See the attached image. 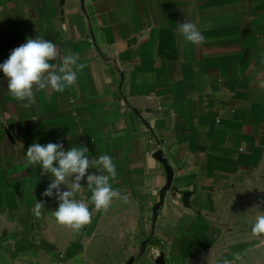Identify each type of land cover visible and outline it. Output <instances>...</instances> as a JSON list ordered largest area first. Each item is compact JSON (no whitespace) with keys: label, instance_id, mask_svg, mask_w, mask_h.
Instances as JSON below:
<instances>
[{"label":"crops","instance_id":"0c3cea01","mask_svg":"<svg viewBox=\"0 0 264 264\" xmlns=\"http://www.w3.org/2000/svg\"><path fill=\"white\" fill-rule=\"evenodd\" d=\"M184 19L204 44L177 36ZM37 36L87 67L30 108L0 72V264H264L251 233L264 213V0H0V63ZM34 142L111 155L128 202L95 212L85 179L75 198L92 222L59 225L50 174L25 164Z\"/></svg>","mask_w":264,"mask_h":264},{"label":"clouds","instance_id":"9594fccd","mask_svg":"<svg viewBox=\"0 0 264 264\" xmlns=\"http://www.w3.org/2000/svg\"><path fill=\"white\" fill-rule=\"evenodd\" d=\"M176 32L178 37L194 46L202 45L206 40L197 24L185 19L177 23ZM79 61V53L69 51L61 55L56 43L41 36L29 37L26 43L14 48L8 58L0 63V72L7 81V90L11 97L21 102L23 108H30L36 102V92L50 89L63 93L74 86L79 74L87 67ZM18 145L23 147L22 144ZM88 152V148L83 145L64 150L61 142H34L26 152V166H39L42 176L50 174L52 178L43 196H55L58 207L52 215L56 222L74 233H79L92 222L93 213L89 209V203L75 198L77 193L84 190L81 182L85 179L87 189L91 192L90 203L95 212H107L116 199L123 203L128 202L127 194L113 188L112 181L118 173L112 156L100 154L98 158L90 159ZM90 168L98 169L99 174L89 172ZM61 185L66 186V190H62ZM260 205H264V200L253 207ZM44 208L42 201H36L32 209L33 215L42 218ZM251 233L264 243V213L255 217ZM218 264L233 262L223 259Z\"/></svg>","mask_w":264,"mask_h":264},{"label":"water","instance_id":"95a60500","mask_svg":"<svg viewBox=\"0 0 264 264\" xmlns=\"http://www.w3.org/2000/svg\"><path fill=\"white\" fill-rule=\"evenodd\" d=\"M156 156H157L158 158H160V159L164 162V164H167V160L161 156V154H160L159 151L156 152ZM170 186H171V184L168 183V184L162 189V191H161V199H162V200H161V203H162V201H163V199H164V193L169 189Z\"/></svg>","mask_w":264,"mask_h":264}]
</instances>
